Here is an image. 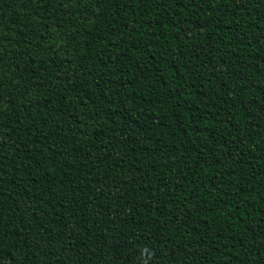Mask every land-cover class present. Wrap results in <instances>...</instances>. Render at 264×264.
Instances as JSON below:
<instances>
[{
  "label": "trees",
  "instance_id": "trees-1",
  "mask_svg": "<svg viewBox=\"0 0 264 264\" xmlns=\"http://www.w3.org/2000/svg\"><path fill=\"white\" fill-rule=\"evenodd\" d=\"M0 264H264V0H0Z\"/></svg>",
  "mask_w": 264,
  "mask_h": 264
}]
</instances>
